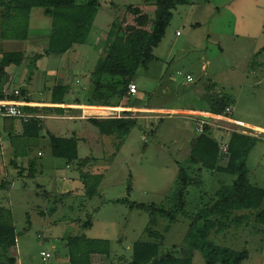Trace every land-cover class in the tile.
Instances as JSON below:
<instances>
[{"label": "rangeland", "instance_id": "374dc122", "mask_svg": "<svg viewBox=\"0 0 264 264\" xmlns=\"http://www.w3.org/2000/svg\"><path fill=\"white\" fill-rule=\"evenodd\" d=\"M189 1L173 12L162 42L153 51L155 60L149 64L148 71L139 70L136 78L139 95L121 103L136 108L174 109L191 105L205 108L214 99L226 97L234 117L264 127V0ZM130 6L141 8L154 18L155 7L145 5V0H101L87 43L62 56L42 58L32 83L28 85L18 79L16 86L29 92L35 100L53 97L52 89L56 85L68 86L67 101L85 102L90 97L89 90L93 89L90 78L104 57L105 41L113 23L134 24V16L127 13ZM30 26V40L6 41L0 47V57L13 52L42 54L48 49L52 19L37 8L32 11ZM36 34L40 36L37 38ZM189 75L193 82L187 81ZM143 114L121 113L122 117H133L121 119L124 123L133 120L137 126L127 134L114 135L107 146L91 145V140L100 134L90 121L45 122V133L65 137L74 128L79 136L89 138L86 143L80 142L79 158L91 159L84 173L103 179L93 199L63 194L67 189L82 187L79 163L69 165L64 159L53 158L46 137L26 140L30 143L28 156L48 166L43 175L31 178L25 170L23 177H17L18 171L23 170L12 167L9 161L5 167L0 165V183L13 182L10 189L0 191V207L13 212L17 245L10 251L17 264H43V251L52 256L47 264H69V239L79 237L109 239L111 255L107 263L131 264L134 244L151 242L145 233L150 216L114 201L127 199L132 203L173 209L179 164L185 166L192 146H181L185 138L181 125L188 124L189 120L178 115L157 114L158 119L147 122L149 118H143ZM219 123L232 128L228 123ZM247 132L257 138L246 158L248 179L253 186L264 190V132ZM191 134L196 135L193 131ZM212 137L217 139L223 154L227 133L213 130ZM38 152L41 157H37ZM222 164H226L225 159ZM188 166L189 175L201 184L188 189L185 211L190 218L181 216L173 224L167 219H158L155 231L164 237L161 258L170 252L176 258L184 257L182 250L191 244V218L210 202L221 186L234 183L235 178L229 175L206 170L199 173L197 167ZM87 183L95 186L91 181ZM44 192L55 193L45 198ZM254 214L239 213L247 217L244 225L214 233L209 240L235 251L247 250L250 257L243 264H264V225L255 221ZM86 223L92 227L83 228ZM189 256L193 264H207L198 250Z\"/></svg>", "mask_w": 264, "mask_h": 264}, {"label": "trees", "instance_id": "16d2710c", "mask_svg": "<svg viewBox=\"0 0 264 264\" xmlns=\"http://www.w3.org/2000/svg\"><path fill=\"white\" fill-rule=\"evenodd\" d=\"M189 2V0H145V5L155 7L154 18L143 12L141 8L128 7L127 13L134 16V24L126 25L124 21L113 23L105 41L104 57L92 74L94 92L89 106L120 105L129 94V85L135 83L139 70L148 71L149 64L155 60L153 51L162 42L173 19V12L177 7L187 5ZM37 8L43 9L44 14L52 19L49 47L45 54L35 55L30 59L22 52L6 53L0 57V100L14 99V95L5 91L9 80L7 69L10 66L21 67L28 62V59V81H30L38 60L44 56H62L75 46L85 45L101 9V0H0V38L5 41H27L31 14ZM58 90L63 93L59 102L57 99L55 104L64 105L63 99L68 92V87L59 86ZM18 99L27 101L26 91L21 89ZM227 108H231V103L228 98L222 97L214 99L208 111L215 115L231 117L232 113L228 114ZM23 109L29 112L30 108ZM4 120L9 121V125L18 121L23 126V135L17 136L15 131L9 134L17 157L23 154L19 146H14L15 142L39 138L44 129L43 124L36 119L27 123L15 118ZM89 121L104 135L127 134L137 126L136 122H131L133 120H128V123L118 119H90ZM48 140L53 158L64 159L69 165L79 163L81 182L85 190L82 198L96 197L103 179L83 172V169L91 163V159L80 160L78 139L48 134ZM256 141L255 137L235 133L229 142L228 153L224 156L221 154L220 145L212 138L210 128L206 127L192 146L185 166L179 164L178 189L174 194L173 209L132 203L127 199L115 200V203L128 204L130 208L144 211L150 216L145 233L151 242L139 241L134 244L131 264H193L189 254L196 250L203 254L207 264H243L248 260L250 254L247 250L235 251L217 246L209 239L214 233H223L235 226L244 225L247 217L238 215L242 212L255 213V221L264 225V209L262 208L264 190L250 183L246 168V158ZM224 159L225 165L222 164ZM36 165L33 161L30 162L29 177L31 178L37 176ZM42 166L43 171L40 175H43L48 168V166ZM187 166L197 167L199 173L206 170L229 175L235 178L234 183L230 186H221L210 202L191 218L189 231L191 244L188 249L182 250L184 257L176 258L170 252L161 258L160 248L164 237L155 231L158 219H167L173 224L181 216L190 218L185 211L188 189L201 184L196 177L189 175ZM20 175H22L21 172ZM89 181L95 186L91 187L90 183H87ZM10 187L11 183L5 181L0 184V191L8 190ZM91 227V223H86L83 228ZM16 245L17 230L12 210L0 207V264H17L16 259L8 257L9 251ZM69 247L70 264H91L93 255L110 258L111 254V242L108 240H94L87 237L70 238Z\"/></svg>", "mask_w": 264, "mask_h": 264}, {"label": "crops", "instance_id": "0c3cea01", "mask_svg": "<svg viewBox=\"0 0 264 264\" xmlns=\"http://www.w3.org/2000/svg\"><path fill=\"white\" fill-rule=\"evenodd\" d=\"M0 15H1V11H0ZM36 35H37V38L40 36L39 34H36ZM30 38H31V26H30L28 40L24 41V42H28L30 40ZM49 39H50V36H49L48 40ZM5 42H6L5 40H2L0 38V47H2ZM15 42H21V41H15ZM46 50L42 54H39V53L36 54L35 53L33 55H28V53H26V52H22V53H24L25 56L28 59H30L31 57H33L35 55L45 54ZM73 50H74V48H73ZM44 57H49V56H44ZM28 59H27V61L29 62ZM41 60L42 59L38 60V62L36 64V69H35L34 74H33L30 81H28V76H29L28 62L24 63L21 67L14 66V68H11L12 66H10L7 69V72L9 75V80L7 81V87L5 88V91L10 95H14V99H9V100L26 104L27 107L30 108L29 112H31L32 114L38 115L39 118H37L36 120H39L43 124V128H45V122L47 120H62V121H67V120H69V121H78V120L86 121L87 120V121H89L92 118H86L87 117L86 114L90 115L94 112L103 114L104 112H107L108 110H111V109H124V110L134 111L135 113H144L143 115L145 117H143V118H146V119L149 118V120H147V122H149L155 118L158 119L157 116H155L157 114L178 115V116H181L182 118H184L186 120H189L188 124H182L181 125V133H184V135H185V138L181 141V146H193L195 144V142L200 138V136L203 133H201L198 130L197 121L194 120L192 118V116H190L189 114H201V115L213 114L210 111H208L209 107H205V108H197L196 107L195 108L192 105L190 107L184 106L181 108H174V109H166V108H158V107L136 108L134 106L123 105V103H120V105L113 106V107L89 106L90 100L92 98V94L94 92V86H93V83H92V80L90 77H89L90 78V84H92L93 89L89 90V91H91L89 93L91 98L89 97V99H86L85 102H81L79 99H76L75 101H67L66 97H65V99H63L64 105L55 104V103H57L56 100L58 98L60 99L61 98L60 95L63 93L61 90H58V87H59L58 85L53 87V89H52L53 97H51L50 99L35 100L32 98L31 95H29V92L26 91L28 100L27 101L19 100L18 97L20 95L16 96L14 93H15V91L21 92L22 87L16 86V81L19 79L22 82L24 81L25 83H28V85H30L33 81V78L36 76V73L39 71L38 63ZM135 83L138 86L137 95L131 96L128 94L127 97L123 100V102L124 101H130L131 99H133L139 95L140 88H139V85H138L136 80H135ZM68 90H69V88H68ZM57 94H60V95L58 97H55ZM59 99H58V102H59ZM231 109H232V107H231ZM4 119H8V118H0V160H2L4 158H6V160L0 161V165L3 164V166L5 167L7 165V161H9V164L12 167L14 166V168H16V169L23 170V172L21 171L22 175H20V172L18 171V176H17V177H20V176L23 177L25 170H28L29 173H31L29 166H30V162L33 161L35 164H37L36 165V171H37L36 175L37 176L40 175V173L43 171L42 165H44V166H46V165L42 164V163L39 164V162L36 160L35 157L30 158L28 156L27 151H29V149H30L29 148L30 143L27 141H24V140H17V142H15L14 146H19L20 150H22L20 152L23 154L22 156H18V157L16 156L15 149L11 143L9 134L12 133L13 131H15V134L17 136L23 135V126L18 121H14L13 125H9V123H8L9 121L4 120ZM230 119L233 123L230 124L232 128L231 129L228 128L229 130L209 127L211 130V136H212L213 130H215V131L219 130L223 133H227L228 137L226 139H224V140H226L225 145H229V142H230L233 134H235V133L250 136V134H248L247 131L251 132L254 130V132H259V131L264 132V127H261L259 125H256V124L248 122V121H245L243 119L236 118L233 116V113H232ZM98 120H101V119H98ZM161 121H162V119H161ZM237 127L241 128V129H237ZM190 130L193 131L196 135L192 136ZM43 131H44V129H43ZM43 131L41 132V137L36 138V139L39 140V139H43L45 137L48 138V134H52L49 131L46 133ZM67 134H70V135H68V136L66 135L64 138L75 137L78 139L79 144L81 141H83V142L89 141V138L79 136L78 132L74 128H71L69 131H67ZM99 134H100V137H98V138L94 137L91 140L93 142V144H91L92 146H107L110 143V139H113L114 135H117V134L104 135V134H101L100 131H99ZM52 135H54V134H52ZM54 136H56V135H54ZM143 139H144V136H143ZM213 139H215V138H213ZM30 140H32V139H30ZM215 140L217 141V139H215ZM88 143H90V142H88ZM25 147H27V149ZM24 150H25V152H24ZM190 153H191V151H190ZM37 157H41L40 152H38ZM0 174H1V167H0ZM47 175L49 177V174H47ZM28 176H29V174H28ZM3 182H5V181H2L1 183H3ZM7 182H10L11 185L13 183L12 181H7ZM81 185H82L81 188L79 187V188H75V189H73V188L67 189L65 191V193H63V194L70 195L71 197L78 194V196L82 197V196H84L85 190H84V185L83 184H81ZM56 186H58V184ZM78 191H81V193H78ZM53 193H55V192H51V194H53ZM51 194L44 192V194L42 196L45 198H49V197H51ZM39 213L41 215H44V212H42V210H40ZM88 239H91V238H88ZM93 239L94 240H108V241H110L107 238H93ZM0 253H1V250H0ZM8 257L16 259L14 256L11 255V251H9ZM67 258L69 260V257H67ZM108 259L109 258H107L106 256L93 255L91 257V264H108L107 263ZM16 261H17V259H16ZM43 264H44V262H43ZM69 264H70V262H69Z\"/></svg>", "mask_w": 264, "mask_h": 264}, {"label": "built area", "instance_id": "2783aa9c", "mask_svg": "<svg viewBox=\"0 0 264 264\" xmlns=\"http://www.w3.org/2000/svg\"><path fill=\"white\" fill-rule=\"evenodd\" d=\"M179 36V33H177ZM188 82H193V78L191 76H187ZM129 95L135 96L138 93V86L136 83L130 84L128 87ZM16 96L20 95L19 91H15L14 93ZM27 107L26 104L19 103L16 101H12L9 99H3L0 100V118H15L18 120H21L25 123L29 122L32 119H37L39 118L38 115L29 113L25 111L23 108ZM226 112L228 114L232 113L231 108H227ZM121 113H130L134 114V111L131 110H124V109H111L108 110L107 112H104L103 114L101 113H96L94 112L92 115L86 118H92V119H129V117H122L120 116ZM192 116L194 120L197 121V127L198 130L203 133L206 127H213V128H218V129H224V130H229V127H223L219 122H225L228 124H232L233 122L231 121L229 115H215V114H189ZM85 118V117H84ZM131 117L130 119H132ZM229 128V129H228ZM222 153L224 156L227 155L228 153V145H224L222 147ZM41 257L43 259L44 264H47L48 261L52 258L51 254L47 252H41Z\"/></svg>", "mask_w": 264, "mask_h": 264}]
</instances>
